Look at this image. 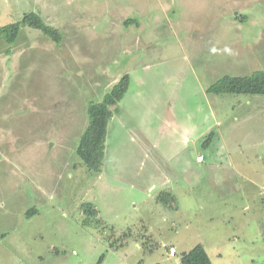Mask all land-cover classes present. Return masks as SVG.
Instances as JSON below:
<instances>
[{
  "label": "rangeland",
  "instance_id": "374dc122",
  "mask_svg": "<svg viewBox=\"0 0 264 264\" xmlns=\"http://www.w3.org/2000/svg\"><path fill=\"white\" fill-rule=\"evenodd\" d=\"M32 12L62 39L0 38V264H264V96L207 92L264 71V0H0V28ZM126 75L92 172L88 107Z\"/></svg>",
  "mask_w": 264,
  "mask_h": 264
},
{
  "label": "trees",
  "instance_id": "16d2710c",
  "mask_svg": "<svg viewBox=\"0 0 264 264\" xmlns=\"http://www.w3.org/2000/svg\"><path fill=\"white\" fill-rule=\"evenodd\" d=\"M23 27L39 30L54 42H61V32L48 25L39 14L33 12L26 14L20 22L1 27L0 38L9 46L14 45ZM129 86L130 76L126 75L110 93L105 95L102 102L91 103L88 107V126L80 138L76 153L82 163L92 172L98 173L102 170L108 125L114 115L113 108L117 109L128 92ZM207 92L214 95L264 96V71H256L249 76H225L210 86ZM163 199L173 207V200L167 196ZM82 208L88 215L97 216L98 214V210L92 204H84ZM35 213L36 210L32 209L27 216ZM181 264H212V261L204 246L199 244L191 251L182 254Z\"/></svg>",
  "mask_w": 264,
  "mask_h": 264
},
{
  "label": "crops",
  "instance_id": "0c3cea01",
  "mask_svg": "<svg viewBox=\"0 0 264 264\" xmlns=\"http://www.w3.org/2000/svg\"><path fill=\"white\" fill-rule=\"evenodd\" d=\"M256 96H260V95H256ZM258 110L260 109V108H257ZM257 131H259V130H257ZM263 133H264V131H263ZM258 136H260V135H256L255 137H254V135H253V137H254V139H255V141H257V137ZM263 136H264V134H263ZM262 136V137H263ZM186 139H188V137H185V140ZM253 139V140H254ZM236 141V140H235ZM253 145H254V143H253ZM258 147H262V146H256V145H254V148H258ZM189 175L188 174H185V177L187 178ZM171 193L174 195V197L176 198V202H179L180 201V194L177 192V191H171ZM159 197H160V195H159ZM159 197H158V202L160 203V199H159ZM167 199V198H166ZM170 200V199H169ZM176 209H178V207L176 208Z\"/></svg>",
  "mask_w": 264,
  "mask_h": 264
},
{
  "label": "built area",
  "instance_id": "2783aa9c",
  "mask_svg": "<svg viewBox=\"0 0 264 264\" xmlns=\"http://www.w3.org/2000/svg\"><path fill=\"white\" fill-rule=\"evenodd\" d=\"M200 160H202V158ZM175 255H176V252L174 249H172L170 252V256L174 257Z\"/></svg>",
  "mask_w": 264,
  "mask_h": 264
}]
</instances>
